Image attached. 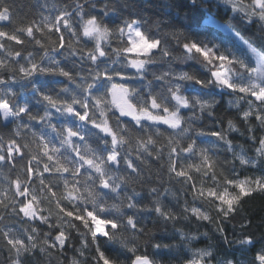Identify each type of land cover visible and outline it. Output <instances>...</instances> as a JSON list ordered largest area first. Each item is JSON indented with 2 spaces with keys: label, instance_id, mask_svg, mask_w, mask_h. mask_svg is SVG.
I'll list each match as a JSON object with an SVG mask.
<instances>
[{
  "label": "snow or ice",
  "instance_id": "1",
  "mask_svg": "<svg viewBox=\"0 0 264 264\" xmlns=\"http://www.w3.org/2000/svg\"><path fill=\"white\" fill-rule=\"evenodd\" d=\"M74 3V9L70 10L67 5L57 7L55 16H46L40 23L29 21L12 30L0 27V114L3 117L0 127H7L11 136L5 143L0 134V166L23 158V149L31 154V159L22 170L23 179L19 175L14 180L5 177L12 196L0 192V197H3L0 198V207L7 208L5 201L10 199L14 214H22L37 225L21 235L15 234L12 229L4 231L0 228V236L12 253L10 264H23L25 254L37 249L48 252L55 248L63 252L65 246L71 243L72 229L80 236L81 245L76 249L79 257H85V250L91 248L95 253L91 257L93 264H158L159 259L173 256L177 251L183 253L181 264H209L213 259L211 246L205 244L200 247L197 243L207 237L208 232L196 234L185 232L182 227L176 228L175 237L181 241L179 245L155 239L156 222L153 221V227L148 228L140 218L142 212H154L157 219L171 221L174 226L181 216L164 203L155 187L149 188V192L157 195L147 203L134 199L140 195L135 189L131 195L123 193L125 186L140 183L142 177L135 161L128 158L127 149L124 155L121 149L128 145L137 153L152 155L150 146L159 148L166 141L168 172L175 173V177L183 178V183L190 184L194 198L206 201L216 214L214 217L210 211L185 206L182 210L184 220L189 219L187 214L209 223H215L216 218L226 220L242 210L246 198L254 194L264 195V0H254L251 10L242 9L240 0H227L238 15L248 19L252 25L259 24L258 36L255 37H246L241 31L234 30L239 40V44L233 41L236 51H220L218 45L209 47L188 41L187 38L182 41L178 35L171 34L182 45L184 51L181 55L174 54L166 45L162 47L161 40L147 35L138 21H124L123 27H109L98 16L85 13L80 0H74ZM103 7L106 14L109 5L105 3ZM76 17H79V21H76ZM11 19L9 7L0 3V21ZM216 23L221 27L220 22ZM228 26L232 27L230 23ZM36 33H40L39 38ZM66 33L70 34V38L66 39ZM83 38L88 39L80 47ZM113 41L115 47L112 46ZM26 42L45 50L39 63L33 53L25 54ZM64 48L71 50L70 55L79 54L81 59L86 57L87 61L96 65L87 76L80 77L77 83L79 94L68 87H60L57 92L55 87L45 88L35 84L32 79L37 74H58L76 83L73 72L49 55L50 51ZM110 53L114 56L111 64L122 63L123 67L135 69L136 77L140 79L145 78L148 65L156 63L157 55L161 58L170 56L174 61L199 59L209 74L205 78H197L188 71L154 74L158 80L173 79H167V86L161 92L153 93L150 89L144 95L127 82L133 79L132 76H125L117 68L99 67L105 63L103 58ZM45 60L47 65H44ZM115 77H121V81ZM18 81L30 82L31 91L46 102L47 107L42 114H33L29 103L17 102L19 93L13 85ZM176 81H194L201 89L218 87L232 94L234 99L229 103L236 111L235 117L226 120L227 128L221 126L219 130H205L208 126L196 127L195 121L201 120L202 116L185 115L184 110L192 109V101L195 100L200 112L204 113L212 108L215 97L186 95L182 83ZM61 94L67 98L61 99ZM77 106L82 111L77 110ZM50 109L74 117L81 123L57 128L51 123ZM113 109L118 110L119 116L112 115ZM121 117H131L134 124L122 122ZM25 120L48 121L46 127L60 137L61 147L53 144L45 134L32 131L31 124ZM144 121L162 123L172 131L156 127L154 131L145 132ZM86 124L92 125V128L87 129L88 134L84 135ZM136 125L141 127L137 129ZM151 127L148 126L149 129ZM194 131L196 139L192 136ZM25 133L31 134V143L39 150L40 159H37V154H32L29 143L21 144L16 139L19 137L22 140ZM231 133H238L245 138V142H235L230 138ZM208 137L214 139L203 146L201 138ZM77 138L82 142L83 150L76 143ZM90 138H95L96 147L89 143ZM221 145L224 152L231 153L230 159L222 161L219 155L211 151L220 149ZM62 147L65 150L70 148L77 159L62 155ZM162 151L159 148L155 152L157 160L161 159ZM17 153L18 157L15 155ZM185 153L187 156H183V159L198 155L199 162L178 165L177 161ZM121 161L131 170L128 175H123L117 167ZM9 166L14 167L15 164ZM192 170L201 177H208L211 186L206 187L203 179L198 186ZM45 173L52 175L45 176ZM64 174H68L70 179ZM33 175L40 185V195L31 187L29 177ZM53 179L62 182L63 187L58 191L53 190ZM163 191L167 192V189ZM17 196L23 199L16 200ZM42 202L52 207H41ZM3 219V215H0V222ZM41 224L47 225L50 230L43 232ZM81 227L86 231H81ZM215 231L225 241L228 239L222 226L218 225ZM101 237L105 245L118 244L125 259L105 251L99 243ZM247 243L254 248L257 240L250 235ZM149 248L152 249L151 253ZM255 260L264 264V250L257 252ZM58 264H63V261H58ZM69 264H86V261L73 256Z\"/></svg>",
  "mask_w": 264,
  "mask_h": 264
},
{
  "label": "trees",
  "instance_id": "2",
  "mask_svg": "<svg viewBox=\"0 0 264 264\" xmlns=\"http://www.w3.org/2000/svg\"><path fill=\"white\" fill-rule=\"evenodd\" d=\"M0 3L6 4L11 12L12 19L11 21H0V27L5 30H12L15 27L22 26L29 21H35L40 23L46 16H55L57 14V7L69 6V9L72 10L75 8L74 0H0ZM80 3L83 4L85 13H90L96 15L99 18L103 19L104 22L109 27L124 26V21H138L142 25V30L149 36H154L157 39L161 40V46H167L174 54L181 55L184 51L182 45L177 42V39L174 38L171 34H176L179 36L180 40L200 42V40H205L206 45L209 47H214L213 44L207 43V40L214 39L215 37H220L225 43L221 46H228L230 38L226 37L217 25L207 22L204 19L212 15L220 19L223 23L226 21L227 17L230 15L231 7L227 6V10L224 6L215 5V0H207L206 7L204 5H192L190 0H80ZM109 5V11L105 14L104 4ZM95 7H92V5ZM115 9L114 11L112 9ZM187 15L188 17V30L192 37L188 38V33L184 32L183 35L180 26H184L183 20L181 17ZM87 15L85 19H87ZM76 21H79V17L75 18ZM180 26H179V24ZM259 25L254 24L252 26H247V22L244 25H238L237 30L241 31L246 37H255L258 36ZM37 38L40 37V33H36ZM70 38V34L66 33V39ZM88 38H83L80 47L84 46V42ZM220 41H217V44ZM14 43V42H13ZM112 46L115 47L116 43L113 41ZM45 50L41 49L39 45H34V43L26 42L25 44V54L27 52L33 53L36 61L40 62V57L43 55ZM70 49L64 48L58 51H50L49 55L54 56L56 59L60 60L61 65L66 69H70L73 72V75L76 76V83L69 81L67 78L60 76L58 74H37L32 79L37 85H42L45 88L55 87L56 91H59L60 87H68L70 90H74L79 94V89L77 88V83L80 82L81 76H87L90 69L96 67L90 61L81 59V55H70ZM158 51V50H154ZM135 55V54H131ZM114 59V56L110 55L103 58L105 63L99 65L100 68L109 67L117 68L123 72L125 76H132L133 79L127 81L132 87L139 89L141 94L147 95L149 90L153 93H159L163 88L167 86V79H173V77H168L166 80L155 79L156 76L171 72L173 74L179 73L181 71H188L194 73L197 78H205L208 76V69L204 66L203 62L199 59L192 60H180L174 61L170 56L160 57L157 55L156 63L148 65V71L144 74L145 78L140 79L136 77V70L131 68L123 67L122 63L111 64V60ZM47 60L44 61V65H47ZM79 74V75H77ZM7 78V76L5 77ZM115 79L121 80V77H115ZM149 82L151 84L149 85ZM183 85V92L186 95H189L192 89H199L205 94V97L208 94H211L212 97L219 100V103L212 110L211 116L207 112L200 114L202 116L201 120L195 121L196 127L208 126L205 130H219L221 126L227 128L226 120L230 117H235V109L229 107L227 101L233 100L234 97L228 91L222 90L218 87H208L201 89V86L196 84L194 81H185L180 82ZM13 87L18 91L19 95L17 97V102L20 104L29 103L33 114H42L45 108L47 107L46 102H43L42 99L31 91L32 84L28 81H18L13 85ZM67 98L64 94H61V99ZM77 110L79 107L77 106ZM94 110V109H93ZM52 113L51 123L55 124L57 128L61 126H72L77 125L79 122L76 118L62 115L57 113L55 109H50ZM82 111V110H81ZM155 111V110H154ZM194 110H184L185 115L192 114ZM112 115L119 116V112L116 109H113ZM122 122L126 124H134L131 117H121ZM30 123L32 126V131H36L46 135V138L51 140L53 144L57 147H61L59 144L60 137L57 136L52 129L47 128L46 125L48 121L41 123L40 121H24ZM3 123L2 114H0V124ZM144 130L154 131L156 127H159L161 130L172 131L168 128L167 125L162 123L154 124L152 121H144ZM151 125V129L148 126ZM137 129L141 125L135 126ZM86 129L92 128V125L86 124ZM94 131H98L93 129ZM0 134L4 137V142L6 143L10 138V132L7 127H0ZM260 135L261 133H257ZM194 139H196L195 131L192 133ZM230 138L235 142L243 143L245 138L239 135L238 133H231ZM19 143L23 144L25 142L29 143L33 149L32 154H37V159H40L39 150L36 149L35 144H32V136L30 133H25L23 139L16 138ZM214 138H201V143L203 146H207V142H210ZM95 138H90L89 143L93 147H96L94 142ZM76 143L80 145L81 150H83V144L79 139H76ZM251 143V142H249ZM166 141H163L159 148H162L163 151L160 152L161 159L157 160L155 152L159 151V148L150 146V151L153 152L152 155H149L146 152L137 153L134 148H130L128 145H124L121 149V154H125V149H127V156L129 159L135 161L138 171L142 179L140 183H134L123 188V193L132 194V190L135 189L136 192H139V196L134 197V199L140 200L143 203L149 202L150 199H153L157 194L163 198V201L166 205L172 208L177 215L181 216V219L176 222L175 226L171 221L165 222L162 219H157V214L154 212H142L140 214L141 220L146 223L148 228L153 227V221L156 222L155 229V239L157 241H162L163 243H175L179 239L175 237L176 228H184L185 231L191 230L192 232L199 234L200 232L207 231L210 234L219 236L220 233L216 232V227L222 226L225 230V233L229 238L234 237L238 232L243 228V230L254 237H256L257 243L256 246L252 249V258L255 261V264H259L255 260V256L258 252L259 245L264 241V195L254 194L251 198H246L243 204L242 210L230 217L228 219L216 218L215 223H209L207 221H200L195 217H192L190 214L188 220L182 218V210L185 206H195L199 207L202 210L210 211L211 206L207 204L206 201L194 198V190L191 188L190 184L183 183V178L175 177V173L168 172V149L165 146ZM25 156L23 158L16 159L14 161H9L7 165L0 166V192L8 193V196L11 197L12 193L9 191L8 180L5 177L10 179H16L19 175L23 179L22 170L26 165L27 161L31 159V154L28 153L27 149H23ZM62 155H70L73 159H77L75 153L71 152V149L65 150L62 147ZM179 151V149H178ZM221 157L223 161L225 158L230 159L231 153H226L223 151V146L221 145L220 149L211 150ZM17 157L19 154H15ZM183 156L187 154H182V157L177 161L178 165H186L188 163H198V155L191 157L187 160L183 159ZM139 157V158H138ZM175 159V157H174ZM44 162L47 163V158H43ZM15 164L14 167L9 165ZM35 166V162H33ZM51 166V165H50ZM223 167L231 168L230 165H221ZM123 175H128L131 170L127 169V165L120 162L117 166ZM42 170L43 163L40 164ZM240 171V169H237ZM191 174L194 177V182L199 186L201 179L205 181V186H211V181L208 177H201L200 174H197L192 170ZM50 173H45V176H51ZM65 177H69L68 174H64ZM135 175V174H133ZM32 180V185L36 190V194L40 195L39 189L40 185L36 180L35 175L29 177ZM54 185L53 190L58 191L63 187L62 182H59L55 179L52 180ZM155 187L158 190L157 194H152L149 192V188ZM167 189V192L163 191ZM114 195V194H113ZM3 198V197H0ZM16 200L23 199L19 196L15 197ZM7 208L0 207V215H3L4 219L0 222V228L4 231L12 229L15 234L21 235L25 230H31L32 227L37 226L35 222L28 220L23 217L22 214L16 215L12 212L13 204L11 200H6ZM41 207H52V205L47 204V202H42ZM47 215V212L44 213ZM211 214L215 217V212L211 211ZM53 219H55L53 217ZM250 222V223H249ZM244 225V227H242ZM43 232H48L50 229L47 225L41 224ZM81 231H86L81 227ZM72 238L71 243L67 244L63 252L58 251L53 248L48 252H41L39 249L34 252L26 253L23 257V264H58V261H63V264H69V261L73 256L86 261V264H93L91 257L95 255L93 249L85 250V257H79L76 249L80 248L81 241L79 233L75 230H71ZM175 237V238H174ZM99 243L102 248L107 251L109 254H113L119 257V259H125L124 254L121 252L118 244H104V238H100ZM206 241L204 238L198 242L200 247L205 245ZM148 251L151 253L152 249L149 248ZM167 252V250H165ZM51 253V254H50ZM183 256V253H180ZM168 256H165L167 258ZM12 258V253H10L5 239L0 236V264H10ZM159 259V257H158Z\"/></svg>",
  "mask_w": 264,
  "mask_h": 264
},
{
  "label": "clouds",
  "instance_id": "3",
  "mask_svg": "<svg viewBox=\"0 0 264 264\" xmlns=\"http://www.w3.org/2000/svg\"><path fill=\"white\" fill-rule=\"evenodd\" d=\"M206 3L207 0H190V4L197 6L204 5L206 7ZM215 5L224 6L226 10H227V6H229L227 0H215ZM240 7L242 9L247 8L251 10L254 7V0H240ZM181 19L183 20L184 26H180V24L178 23L180 29L182 30V33L184 32L188 33V38L190 39L192 35L188 30L187 15L181 17ZM245 22H247V26L249 27L252 26V24L249 22L248 19L238 15L237 12L231 9L230 15L227 17L226 21L223 24H221L220 27L224 35L230 38V42H228V46L226 47L221 46L223 43H225V41H223L220 37H215L214 39L207 40V43L213 44L214 46L218 45L220 51H227L229 49H231L232 51H236V47L234 46L233 41L235 40L236 44H239V40L236 39L234 35V30H237L238 25H244ZM229 23L232 25L231 28H229L228 26ZM217 41L220 42H218L217 44ZM200 43L205 44L206 41L200 40ZM188 60H192V59H188ZM189 95L190 96L199 95L201 97H205V94L201 92L199 89H192ZM208 96H211V94H208ZM229 102L230 100L227 101V104L230 107ZM218 103L219 100L215 99L212 108L206 111L209 116H211L212 110L216 107ZM192 109L194 110L192 114H194L195 117L197 118L201 117L200 114L202 113L199 110V104L195 100L192 101ZM83 134L84 135L88 134L86 128L83 129ZM185 232H192V231L188 230ZM250 235L251 234L245 232L242 228L236 236L231 238L228 237V239L225 241L224 239L221 238V234L219 236H216L208 232V236L204 237V240L206 241L205 244L211 246V250L213 253V259L210 260L209 264H255V261L252 258L253 247L251 246V244L247 243L248 237ZM198 242L199 241H197V243ZM180 243L181 241L178 240L177 242L173 243V245H179ZM260 250H264V241H262L259 245L258 251ZM182 260H183V256L180 254L179 251H177V253L173 256H168L167 258L163 257L162 259H159L158 264H181Z\"/></svg>",
  "mask_w": 264,
  "mask_h": 264
},
{
  "label": "rangeland",
  "instance_id": "4",
  "mask_svg": "<svg viewBox=\"0 0 264 264\" xmlns=\"http://www.w3.org/2000/svg\"><path fill=\"white\" fill-rule=\"evenodd\" d=\"M204 20L207 21V22L213 23V24H215V25H217L216 22H220L221 24H223V22H222L220 19H218V18H216V17H214V16H212V15L207 16ZM135 21H136V20H135ZM217 26H218V25H217ZM116 80H117V81H121V80H119V79H116Z\"/></svg>",
  "mask_w": 264,
  "mask_h": 264
}]
</instances>
